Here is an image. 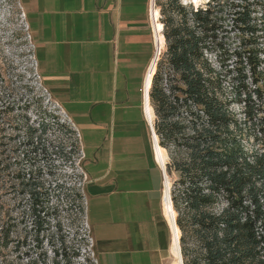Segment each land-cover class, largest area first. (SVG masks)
<instances>
[{"label":"trees","instance_id":"16d2710c","mask_svg":"<svg viewBox=\"0 0 264 264\" xmlns=\"http://www.w3.org/2000/svg\"><path fill=\"white\" fill-rule=\"evenodd\" d=\"M154 3L164 48L148 99L157 146L172 177L169 200L182 264H264V13L257 11L264 0ZM53 124L65 136L75 135L55 116ZM47 129L43 121L22 126L17 155L0 170V179L17 190L26 228L24 240L14 244L16 224L2 221L0 254L13 244L26 246L28 236L40 246L61 202L83 216L78 188L46 180L55 177L50 155L68 160L67 154L79 152L78 142L54 145L44 137ZM55 227L61 230L59 223ZM58 240L63 247L64 238ZM51 252V263L59 264L58 250Z\"/></svg>","mask_w":264,"mask_h":264},{"label":"crops","instance_id":"0c3cea01","mask_svg":"<svg viewBox=\"0 0 264 264\" xmlns=\"http://www.w3.org/2000/svg\"><path fill=\"white\" fill-rule=\"evenodd\" d=\"M21 2L42 84L80 135L96 264H165L174 222L144 108L154 0Z\"/></svg>","mask_w":264,"mask_h":264},{"label":"rangeland","instance_id":"374dc122","mask_svg":"<svg viewBox=\"0 0 264 264\" xmlns=\"http://www.w3.org/2000/svg\"><path fill=\"white\" fill-rule=\"evenodd\" d=\"M180 1L186 6L191 3V0ZM206 1L198 0L196 4L193 3V6ZM257 11L264 13L260 5ZM261 57L264 59V55ZM210 59L214 67L219 69L216 58L212 55ZM228 63L231 65V60ZM225 82H229V78H226ZM234 111L238 117H242L239 106L235 105ZM53 116L58 118L59 123H65L73 129L71 122L42 84L34 55L33 36L21 0H0V170L7 163H13L15 157L13 149L22 135V133L19 135L16 133L26 123L33 126L40 121L48 123L44 137L54 145L59 141L65 144L77 141L79 145L76 134L70 137L65 136V133L53 124ZM82 155L80 149L77 154H67L68 160L50 155L49 160L55 177L46 179L47 183L52 185L63 182L77 189L79 182L81 181L82 184V179H84L81 168ZM158 157L164 167L165 158L160 153ZM14 169L13 166L11 170ZM165 176V189L169 193L172 177ZM8 186L7 179H0V223L10 219L11 223L16 224L12 235L15 244L17 241L20 243L24 240L26 228L20 216V197L17 190H11ZM53 193L52 205L56 202V195H59L57 191ZM60 195L63 197L62 194ZM82 221V216L75 208H67V205L61 202L51 218L50 229L43 237L42 244L35 246L31 241V236H28L26 246L16 247L13 244L1 250L0 264H42L43 260L46 264H52V249L58 250L56 260L59 264H94L91 260L92 251L89 247V239L82 231ZM56 223L60 224L59 232L56 231ZM61 237L64 238L63 247L60 246L58 240ZM76 252H79L78 256H74ZM170 256L171 258L165 264H178L172 251H170ZM62 257L69 262L63 261Z\"/></svg>","mask_w":264,"mask_h":264},{"label":"bare ground","instance_id":"6f19581e","mask_svg":"<svg viewBox=\"0 0 264 264\" xmlns=\"http://www.w3.org/2000/svg\"><path fill=\"white\" fill-rule=\"evenodd\" d=\"M198 0H191V3L196 4ZM196 7V6H195ZM151 14H152V19L154 22V31L157 35V50H156V56L153 58L154 60L152 61L149 71L147 73L146 79H145V87H144V92H145V113L146 116L148 118V121L150 120V122L152 121L153 118V111L151 106L149 105V100H148V90L151 84V79H152V75L154 73L155 70V66H156V62L158 59V53L160 52V49L163 47L164 42H163V37L161 35V30H162V26L158 23V10L156 8H152L151 9ZM151 128L153 129V126H151ZM153 132V131H152ZM152 139H153V143L156 144L157 146V136L155 134V132H153L152 134ZM158 147V146H157ZM158 153H160L163 157H166V153L163 150L158 149ZM159 159V157H158ZM159 163L161 165V167L163 168V164L161 163V160L159 159ZM165 165V164H164ZM165 178V182H166V176L164 175ZM166 184V183H165ZM168 191V190H167ZM169 194V195H168ZM169 196H170V188H169V193L167 192L166 196H165V206H166V215L169 217V219L172 221L173 220V215H172V211L170 209V200H169ZM173 223V221H172ZM175 221L173 223V234H172V239H173V244H172V252L173 255L175 256L178 264H182V259H181V252H180V244H179V230L175 225Z\"/></svg>","mask_w":264,"mask_h":264},{"label":"built area","instance_id":"2783aa9c","mask_svg":"<svg viewBox=\"0 0 264 264\" xmlns=\"http://www.w3.org/2000/svg\"><path fill=\"white\" fill-rule=\"evenodd\" d=\"M73 129H74V127H73ZM74 131H75V134L77 136V140H79V138H80L79 133L77 132V130H74ZM84 180L85 179H82V184L80 183L81 181L78 184V189H79V191L81 192L82 195H83L82 186H83V181ZM81 204L83 205V208H84V206H85L84 196H83V199L81 201ZM82 218H83V221H82V231H84L86 233L85 236L89 239V247H90V250L92 251V257H91L92 259L91 260L93 261L94 264H96L95 254H94V250H93V238L90 235L91 234L90 226H89V223H88L87 218H86V216H85L84 213H83Z\"/></svg>","mask_w":264,"mask_h":264},{"label":"water","instance_id":"95a60500","mask_svg":"<svg viewBox=\"0 0 264 264\" xmlns=\"http://www.w3.org/2000/svg\"><path fill=\"white\" fill-rule=\"evenodd\" d=\"M144 82H145V80H144ZM144 94H145V92H144ZM150 124V123H149ZM154 131V130H153ZM151 134H153V132H152V128H151ZM165 164H166V162H165ZM161 169V168H160ZM161 172H162V179H164V175H167L166 174V170H165V165H164V168H163V170L161 169Z\"/></svg>","mask_w":264,"mask_h":264}]
</instances>
